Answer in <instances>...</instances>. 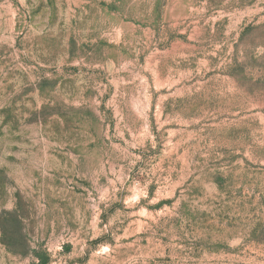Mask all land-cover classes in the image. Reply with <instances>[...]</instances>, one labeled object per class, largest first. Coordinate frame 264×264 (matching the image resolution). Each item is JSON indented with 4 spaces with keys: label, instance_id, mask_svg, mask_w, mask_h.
<instances>
[{
    "label": "rangeland",
    "instance_id": "1",
    "mask_svg": "<svg viewBox=\"0 0 264 264\" xmlns=\"http://www.w3.org/2000/svg\"><path fill=\"white\" fill-rule=\"evenodd\" d=\"M0 264H264V0H0Z\"/></svg>",
    "mask_w": 264,
    "mask_h": 264
}]
</instances>
